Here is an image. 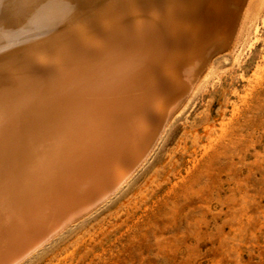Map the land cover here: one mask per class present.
Instances as JSON below:
<instances>
[{
    "label": "bare ground",
    "instance_id": "obj_1",
    "mask_svg": "<svg viewBox=\"0 0 264 264\" xmlns=\"http://www.w3.org/2000/svg\"><path fill=\"white\" fill-rule=\"evenodd\" d=\"M243 5L0 0V264L21 262L117 191Z\"/></svg>",
    "mask_w": 264,
    "mask_h": 264
},
{
    "label": "rangeland",
    "instance_id": "obj_2",
    "mask_svg": "<svg viewBox=\"0 0 264 264\" xmlns=\"http://www.w3.org/2000/svg\"><path fill=\"white\" fill-rule=\"evenodd\" d=\"M245 3L141 165L17 264H264V0Z\"/></svg>",
    "mask_w": 264,
    "mask_h": 264
},
{
    "label": "water",
    "instance_id": "obj_3",
    "mask_svg": "<svg viewBox=\"0 0 264 264\" xmlns=\"http://www.w3.org/2000/svg\"><path fill=\"white\" fill-rule=\"evenodd\" d=\"M82 216H83V215H82ZM80 217H81V216H80ZM80 217H79V216H77V218H76V219H78V218H80ZM54 236H55V235H54ZM51 238H52V236H51L49 239H51ZM49 239H48V240H49ZM46 241H47V240H46Z\"/></svg>",
    "mask_w": 264,
    "mask_h": 264
}]
</instances>
